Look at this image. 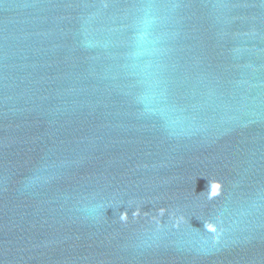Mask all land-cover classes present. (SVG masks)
I'll return each mask as SVG.
<instances>
[{"label": "water", "instance_id": "1", "mask_svg": "<svg viewBox=\"0 0 264 264\" xmlns=\"http://www.w3.org/2000/svg\"><path fill=\"white\" fill-rule=\"evenodd\" d=\"M0 264H264V0H0Z\"/></svg>", "mask_w": 264, "mask_h": 264}]
</instances>
